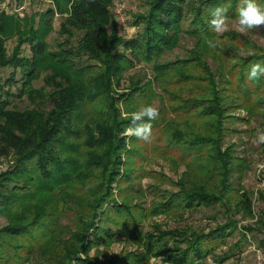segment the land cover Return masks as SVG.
I'll return each instance as SVG.
<instances>
[{"label": "trees", "instance_id": "16d2710c", "mask_svg": "<svg viewBox=\"0 0 264 264\" xmlns=\"http://www.w3.org/2000/svg\"><path fill=\"white\" fill-rule=\"evenodd\" d=\"M55 2L26 29L0 16V65L13 69L0 85V160L13 158L0 173V217L6 221L0 227V264H28L34 256L43 264H150L151 258L203 264L209 256L224 261L229 256L214 252L236 230L230 217L207 232L158 223L147 229L144 223L217 206L252 214L251 196L230 180L234 170L243 172V161L224 140L230 124H249L264 114V77H246L251 63L264 61V47L235 30L218 34L208 26L210 10L218 5H230L228 17L237 20L239 0H146V11L133 21L141 30L127 39L112 13L114 0ZM56 13L63 17L64 39L51 50L46 38ZM12 29L19 44L7 55L3 37ZM184 36L195 41L188 54L158 62ZM22 44L29 46V57L21 55ZM137 63L150 64L153 76L121 91L124 73ZM16 71L17 96L34 107L13 105ZM42 73L44 86L34 89ZM39 101L49 109L39 108ZM155 101L159 116L151 122V142L124 137L131 112ZM238 110L247 116L234 114ZM149 156L167 160L174 173L179 165L184 170L176 180L145 170ZM143 178L151 180L147 207L134 203L145 191L135 185ZM119 236L137 251L104 260L90 255ZM260 244L264 248V234Z\"/></svg>", "mask_w": 264, "mask_h": 264}, {"label": "rangeland", "instance_id": "374dc122", "mask_svg": "<svg viewBox=\"0 0 264 264\" xmlns=\"http://www.w3.org/2000/svg\"><path fill=\"white\" fill-rule=\"evenodd\" d=\"M55 0H0V16L3 13L5 18H9L11 27H21L26 29L32 23L39 20L40 14H43L47 9H54ZM121 8V12L116 13L117 8ZM146 0H114L111 10L114 14L119 33L124 38H131L140 32L141 28L133 24L134 16L146 11ZM62 16L55 14L52 18L53 31L49 33L46 41L51 50L57 48L64 37L59 34L60 23ZM15 28V29H17ZM15 29L10 31L9 36L3 37V47L7 55L15 51L18 46L19 35L14 34ZM240 32L242 35L251 39L258 45L264 47V29H256L247 32H241L237 20L228 21V29ZM221 34V33H218ZM194 39L184 36L177 48L171 52H166L158 62L174 60L176 58L185 57L188 50L193 46ZM19 51L22 56L29 57L30 50L27 44L19 46ZM212 63V61H210ZM215 69V64L212 63ZM13 69L9 66L0 65V85H3L5 80L12 74ZM47 73L40 74L39 78L33 81L34 89H41L44 86V76ZM153 76L152 66L144 63H137L135 66L124 73L121 82V91H125L131 81H146ZM21 74L15 72V79L18 81L11 88L14 94L10 97L13 105L19 109L34 107L25 96H17L21 85L19 79ZM156 88V85L154 84ZM50 88L45 87L44 91ZM160 101H155L153 106L159 108ZM39 108L48 110L50 105L48 102L39 101ZM234 114L239 117H246V113L242 110L235 111ZM233 130L225 137L224 147L229 146L234 156L240 158L244 164L242 173L234 170L231 175V182L235 189L243 188L244 191L251 196V215H245L243 212H237L232 206L229 210H225L222 206H217L213 209H196L187 212L171 213L169 215H159L145 220V227L148 229L152 223L167 228H182L188 227L197 231L207 232L214 229L216 225L223 223L227 217L232 218L236 222V230L227 238L226 243L219 247L214 255L229 256L219 264H264V248L261 246V240L264 234V141L260 137L264 134V114L251 117L249 124L235 122L229 125ZM157 137V136H155ZM150 160L143 163L145 170H156L164 172L174 180L178 179L184 170L183 165L177 166V173L171 171L172 164L159 156H149ZM6 160L13 162V158L9 157ZM151 182L148 178H143L135 185L141 187L143 194L134 198V203L147 207L153 195L146 190ZM163 186L162 189H165ZM6 223L5 219L0 217V227ZM247 227L256 228L252 232L247 230ZM137 251V245L124 241L119 236L110 246H100L97 250H91L90 255L97 256L104 260L108 257L115 256L119 252ZM159 259L151 258L150 264H160ZM214 261V257L209 256L203 261V264H210ZM28 264H43L41 259L34 256Z\"/></svg>", "mask_w": 264, "mask_h": 264}, {"label": "clouds", "instance_id": "9594fccd", "mask_svg": "<svg viewBox=\"0 0 264 264\" xmlns=\"http://www.w3.org/2000/svg\"><path fill=\"white\" fill-rule=\"evenodd\" d=\"M230 5H218L210 10L211 19L208 21L209 31L223 33L228 29V12ZM236 17L241 32H247L256 29H264V5H260L256 0H239L236 7ZM204 43L210 48L216 47L215 42L204 37ZM236 63L237 61H233ZM248 80L256 81L264 77V61L253 62L246 70ZM159 116L158 108L152 105H142L138 110L131 112L130 126L126 127L123 136L135 137L137 140L149 143L153 136L152 121ZM128 118V117H125ZM264 141V134L260 137ZM81 258H85L83 253Z\"/></svg>", "mask_w": 264, "mask_h": 264}, {"label": "built area", "instance_id": "2783aa9c", "mask_svg": "<svg viewBox=\"0 0 264 264\" xmlns=\"http://www.w3.org/2000/svg\"><path fill=\"white\" fill-rule=\"evenodd\" d=\"M120 12H121V8L119 7V8H117L116 13L119 14ZM12 163L13 162H9V160H6V159L0 160V173L8 170L11 167ZM219 263H222V262L213 261L210 264H219Z\"/></svg>", "mask_w": 264, "mask_h": 264}]
</instances>
